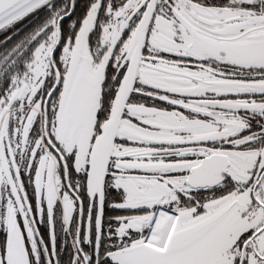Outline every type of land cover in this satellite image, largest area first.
<instances>
[{
	"label": "snow or ice",
	"instance_id": "obj_1",
	"mask_svg": "<svg viewBox=\"0 0 264 264\" xmlns=\"http://www.w3.org/2000/svg\"><path fill=\"white\" fill-rule=\"evenodd\" d=\"M0 264H264V0H0Z\"/></svg>",
	"mask_w": 264,
	"mask_h": 264
}]
</instances>
